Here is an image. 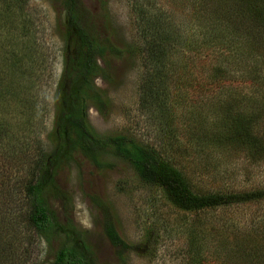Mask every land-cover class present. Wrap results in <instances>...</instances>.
<instances>
[{
	"label": "rangeland",
	"instance_id": "374dc122",
	"mask_svg": "<svg viewBox=\"0 0 264 264\" xmlns=\"http://www.w3.org/2000/svg\"><path fill=\"white\" fill-rule=\"evenodd\" d=\"M104 1L82 3L100 28L102 16H108L113 41L127 49L129 57L109 66L101 63L110 81L96 78L94 85L106 93L109 106L97 110L89 105L93 129L101 135L125 134L149 146L182 171L198 194L259 195L216 209L182 211L159 186L141 181L127 162L105 157L104 168L96 169L77 155L58 182L71 198L68 218L85 231L84 249L94 264H223L219 258L226 254L227 264H264V151L252 155L230 122L206 134L211 128L204 126L213 122L209 116L199 134L204 131L200 136L209 142L221 137L223 154L203 144L193 146L186 130L194 120L188 117L193 107L205 114L204 108L222 96L240 99L251 94L262 101L264 84L259 79H264V65L253 51L264 55V34L252 32L248 14L230 0ZM3 4L0 85L2 76L9 79L5 84L10 100L6 109L0 107L6 125L2 133L9 134L0 140V264H50L56 249L67 242L60 234L47 245L36 236L28 222L25 190L36 178L42 153L51 148L54 93L64 66L61 6L58 0H25L17 12ZM203 4L207 18L217 25V38L189 51V43L204 42ZM158 18L182 38L181 45L166 47L165 60L153 56ZM216 68L224 78L211 83L207 77ZM214 106L210 109H219ZM91 196L110 205L119 234L134 247L122 262L101 231ZM49 206L66 222L62 201L50 198Z\"/></svg>",
	"mask_w": 264,
	"mask_h": 264
},
{
	"label": "trees",
	"instance_id": "16d2710c",
	"mask_svg": "<svg viewBox=\"0 0 264 264\" xmlns=\"http://www.w3.org/2000/svg\"><path fill=\"white\" fill-rule=\"evenodd\" d=\"M58 1L61 6L59 11L61 19L58 25L63 41L64 66L54 93V122L48 135L51 148L42 153L37 165L36 178L26 186L25 190L28 222L36 236L50 245L53 238L61 234L65 237L67 244L70 243L56 249L50 264L95 263L94 257L83 247L85 231L76 228L68 218L69 209L72 206L71 198L58 182L60 172L68 167L70 161H73L77 155L96 169L104 168L105 157L118 158L127 162L141 181L159 186L169 202L182 211L216 209L239 200L241 197L233 194L216 192L198 194L192 190L182 171L170 165L149 146L125 134L101 135L93 129L87 118L89 105L97 110L109 106L106 93L94 85L96 78L110 81L108 69L101 63L109 66L110 61H123L129 57V51L113 41L108 16H102L104 22L100 28L101 26L91 19V14L82 0ZM202 1L207 4L209 0ZM230 1L242 9L243 12L240 9L239 12L248 14L247 24L252 26V32L264 34V0ZM0 2H4L2 7L6 10L15 8L17 12H22L25 0H0ZM100 2L106 4L104 0ZM202 6L205 7L201 15L205 29L204 42L196 45L189 43V51H196L199 46L203 48L206 44L209 46L217 38V25L209 21L205 13L206 5ZM155 25L157 29L154 34L158 42L153 56L165 60L167 59L166 47L181 45L182 38L172 26L166 25L165 19L158 18ZM253 52L260 57V65H264V55L257 49ZM221 71V69H213L207 78L211 83L220 82L224 78L219 75ZM8 81V78L2 76L0 107L5 109L10 100V93L5 84ZM259 82L264 84V79H259ZM226 97L222 96L219 101L210 102V107H215L214 104H216L219 105V109L213 110L208 106L209 109L205 111L204 108L205 114H202L203 109L193 107L188 112V117L194 118L189 120L186 128L188 136L192 138L190 143L193 146L203 144L213 148V151L217 153L220 152L219 132V139L210 138L212 142L201 137L204 131L202 135L199 134V126L202 128L209 116L212 117L213 122L204 126V129L211 128L210 131L206 130V134L212 133L211 130L217 129L218 125L219 129H223L221 124L230 122L234 130L236 127L240 130L242 141L249 145V152L252 155H261L264 151V116L262 115L264 96L262 101L251 94L243 95L240 99L228 96L227 98H231L230 101ZM1 116L0 140L9 135L7 131L2 133L5 124L3 125ZM261 123L263 127L259 132L255 130V127ZM219 154H223V150ZM257 195L259 194L244 195L240 200L245 201ZM50 198L63 202L62 217L66 219V222H61V218L59 219L55 211L50 208ZM90 200L99 213L101 231L112 246L116 259L120 262L124 261L129 253L134 251L133 245L119 234L116 228V217L110 205L98 197L91 196ZM228 250L227 253L231 252L230 249ZM228 256L226 254L219 258V263L223 260V264H227L225 260Z\"/></svg>",
	"mask_w": 264,
	"mask_h": 264
}]
</instances>
